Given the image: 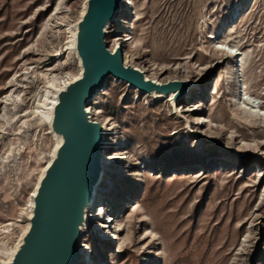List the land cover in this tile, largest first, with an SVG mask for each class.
Here are the masks:
<instances>
[{
  "label": "rangeland",
  "instance_id": "obj_1",
  "mask_svg": "<svg viewBox=\"0 0 264 264\" xmlns=\"http://www.w3.org/2000/svg\"><path fill=\"white\" fill-rule=\"evenodd\" d=\"M85 4L0 0V264L57 145L43 118L81 74ZM108 33L126 67L191 87L174 105L110 78L90 103L103 173L79 264H264V0H123Z\"/></svg>",
  "mask_w": 264,
  "mask_h": 264
},
{
  "label": "water",
  "instance_id": "obj_2",
  "mask_svg": "<svg viewBox=\"0 0 264 264\" xmlns=\"http://www.w3.org/2000/svg\"><path fill=\"white\" fill-rule=\"evenodd\" d=\"M122 1L86 0L75 35L81 74L57 92L49 124L57 145L32 196L28 228L3 264H79L82 227L103 173L104 133L88 107L110 78L141 93L173 96L174 105L191 87L184 81H152L125 66L121 47L109 50L107 30Z\"/></svg>",
  "mask_w": 264,
  "mask_h": 264
},
{
  "label": "bare ground",
  "instance_id": "obj_3",
  "mask_svg": "<svg viewBox=\"0 0 264 264\" xmlns=\"http://www.w3.org/2000/svg\"><path fill=\"white\" fill-rule=\"evenodd\" d=\"M85 9H86V4H85ZM85 9H84V11H85ZM120 11V10H119ZM84 13V12H83ZM114 21H115V19H114ZM109 30V29H108ZM108 30H107V32H108ZM75 33H73V36H72V46H71V50L73 51V50H75ZM222 51H224L225 52V50H222ZM75 52V51H74ZM231 55H233V53H230ZM235 54V53H234ZM235 56V55H234ZM237 56V55H236ZM232 57V56H231ZM80 77V76H79ZM78 77V78H79ZM77 78V79H78ZM76 80V79H75ZM73 82V81H72ZM71 83V82H70ZM158 83V82H157ZM148 95H156V96H162L161 94H156V93H152V94H148ZM164 97V96H163ZM173 97V96H172ZM54 104H56V97H54L53 99H52V101H51V103L49 104V108L47 109V113L45 114V116H44V121H45V123L47 124V125H49L50 124V119H51V110H52V106L54 105ZM101 178H102V176H101ZM102 180V179H101ZM100 180V181H101ZM100 183V182H99ZM99 185V184H98ZM97 195V190H96V192H95V198H94V201H95V199H96V196ZM94 201H93V203H92V205L90 206V208L88 209V211H87V215H86V224H85V226H83L82 227V234H83V230L86 228V226H87V223H88V215H89V212H90V210H91V208H92V206H93V204H94ZM31 208H32V206H31ZM31 216V215H30ZM30 218V217H29ZM29 218H28V220H29ZM12 253H14V252H12ZM80 254L82 255L83 254V252L82 251H80ZM81 257V256H80ZM10 260V259H9ZM79 260H80V258H79Z\"/></svg>",
  "mask_w": 264,
  "mask_h": 264
}]
</instances>
